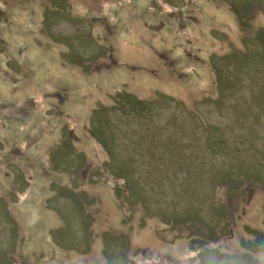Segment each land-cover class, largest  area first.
Wrapping results in <instances>:
<instances>
[{
	"label": "rangeland",
	"instance_id": "obj_1",
	"mask_svg": "<svg viewBox=\"0 0 264 264\" xmlns=\"http://www.w3.org/2000/svg\"><path fill=\"white\" fill-rule=\"evenodd\" d=\"M0 264H264V0H0Z\"/></svg>",
	"mask_w": 264,
	"mask_h": 264
},
{
	"label": "trees",
	"instance_id": "obj_2",
	"mask_svg": "<svg viewBox=\"0 0 264 264\" xmlns=\"http://www.w3.org/2000/svg\"><path fill=\"white\" fill-rule=\"evenodd\" d=\"M100 130V129H99ZM97 131L96 130V133L98 134V132H99V134H101V132L100 131ZM98 134V137L100 138V135ZM104 140V139H103ZM100 141H101V139H100ZM105 147H107V148H105L107 151V155L110 157V161H111V158H113V155H112V150H111V147H109V141L108 140H106L105 142H104V144H103ZM111 152V153H110ZM116 175H117V173H116Z\"/></svg>",
	"mask_w": 264,
	"mask_h": 264
}]
</instances>
